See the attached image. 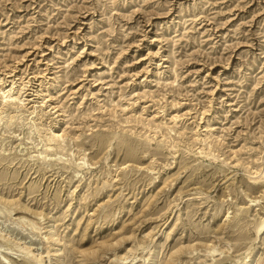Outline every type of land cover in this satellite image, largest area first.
Wrapping results in <instances>:
<instances>
[{
  "label": "rangeland",
  "instance_id": "1",
  "mask_svg": "<svg viewBox=\"0 0 264 264\" xmlns=\"http://www.w3.org/2000/svg\"><path fill=\"white\" fill-rule=\"evenodd\" d=\"M0 197V264H264V0H0Z\"/></svg>",
  "mask_w": 264,
  "mask_h": 264
},
{
  "label": "bare ground",
  "instance_id": "2",
  "mask_svg": "<svg viewBox=\"0 0 264 264\" xmlns=\"http://www.w3.org/2000/svg\"><path fill=\"white\" fill-rule=\"evenodd\" d=\"M11 90H9V92H10ZM3 97L4 98H7V97H12V95L11 94H5L4 92H3ZM56 139H54V138H50L49 139V142H52V141H55ZM50 146V145H49ZM5 200L4 199H1V197H0V202L1 203H3ZM28 222H27V224L28 225H30L31 227H35V223L33 222V221H31V220H27ZM262 228H264V219L262 220V222H261V224H260V226H259V231L262 229ZM15 237H13L11 234H9V233H7V234H5V233H2V231H1V229H0V239L1 240H3L4 242L6 241V242H8V241H17V240H15L14 239ZM15 246L17 247V250L19 251V252H21V254H23L24 255V257H26V258H28V259H31L33 262H37V263H42V264H45V261H43V256H42V254H35L33 251H32V249L30 248V245H26V246H24V245H20V244H15ZM216 250L213 248L212 250H211V252H215ZM213 256V255H212ZM43 261V262H42ZM58 264H66L65 262H64V260L63 259H61V261L58 263Z\"/></svg>",
  "mask_w": 264,
  "mask_h": 264
}]
</instances>
